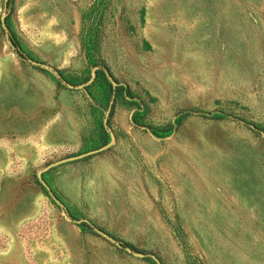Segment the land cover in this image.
<instances>
[{"label": "rangeland", "instance_id": "1", "mask_svg": "<svg viewBox=\"0 0 264 264\" xmlns=\"http://www.w3.org/2000/svg\"><path fill=\"white\" fill-rule=\"evenodd\" d=\"M0 264H264V0H0Z\"/></svg>", "mask_w": 264, "mask_h": 264}, {"label": "trees", "instance_id": "2", "mask_svg": "<svg viewBox=\"0 0 264 264\" xmlns=\"http://www.w3.org/2000/svg\"><path fill=\"white\" fill-rule=\"evenodd\" d=\"M94 81L97 82V86L99 89L100 94L102 95V98L109 102L110 99L114 98L116 95H118V90H123V88H115L111 85L109 80L107 79L105 72L99 68L95 71V79ZM106 144V141H104L100 147H103ZM82 226H86L85 224H82Z\"/></svg>", "mask_w": 264, "mask_h": 264}]
</instances>
